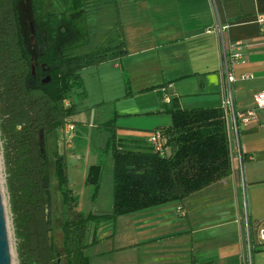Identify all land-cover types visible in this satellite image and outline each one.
Instances as JSON below:
<instances>
[{
  "label": "crops",
  "instance_id": "obj_1",
  "mask_svg": "<svg viewBox=\"0 0 264 264\" xmlns=\"http://www.w3.org/2000/svg\"><path fill=\"white\" fill-rule=\"evenodd\" d=\"M112 3L111 31L121 26L118 43L123 42L126 52L102 62L112 63L116 82L123 85L114 97V113L109 119L125 147L149 148L147 132L171 123L166 110L171 97L183 108L220 104V44L217 33L206 31L215 20L228 24L221 33L226 47L234 40L244 45L242 56L231 64L237 77L231 84L235 107L246 111L255 106L254 95L264 89V29L260 30L255 14L264 13V0H214V9L208 0ZM82 18L84 24L86 14ZM71 21L67 20L70 27ZM72 40L69 37L64 46L70 47ZM123 71L128 74L129 94ZM245 72L251 76L238 78ZM72 103L76 113L80 108ZM256 112L257 121L240 125L241 163L236 161L228 175L181 199L115 219L94 220L85 236L84 254L90 264H242L240 228L244 214L254 232L264 225V107H257ZM109 119L100 123L106 131L104 123ZM91 153L88 149L87 158H94L86 159L84 165L72 162L82 178L83 197L92 185L85 183L88 165L101 161L98 152ZM65 161L69 164V158ZM66 173L68 186L78 196V208L84 200L72 185L77 184L76 174L69 177L68 168ZM110 197L111 208L98 204L87 214L110 213L113 188ZM251 256L252 264H264V250L255 248Z\"/></svg>",
  "mask_w": 264,
  "mask_h": 264
},
{
  "label": "trees",
  "instance_id": "obj_2",
  "mask_svg": "<svg viewBox=\"0 0 264 264\" xmlns=\"http://www.w3.org/2000/svg\"><path fill=\"white\" fill-rule=\"evenodd\" d=\"M18 7V0H0V137L8 203L18 238L19 264H56L45 210L49 161L41 150L38 133L62 126L74 113V104L64 105L63 98L82 85L81 67L126 50L122 42L113 47L116 51L110 56H105L107 50L101 47L67 55L50 45L37 55L33 73V56ZM123 78L129 94L126 71ZM166 107L171 123L155 128L163 130L169 154L125 147L114 131L113 120L105 121L110 132L106 147L111 152L113 174L110 213L98 216L77 208L78 196L67 184L65 155L56 144L54 173L65 206L61 230L66 264H90L84 254L89 219H115L120 214L181 199L230 173L220 105L183 108L176 97H171ZM102 169L101 162L90 163L87 168L85 183L94 185L95 191Z\"/></svg>",
  "mask_w": 264,
  "mask_h": 264
},
{
  "label": "rangeland",
  "instance_id": "obj_3",
  "mask_svg": "<svg viewBox=\"0 0 264 264\" xmlns=\"http://www.w3.org/2000/svg\"><path fill=\"white\" fill-rule=\"evenodd\" d=\"M18 4L26 44L34 56L38 53L36 48L46 49L50 45L61 46L64 40L67 41V38L69 40V37L73 38L72 43H70L71 46H62L63 52L66 48L65 51H68V54H81L98 47L107 50L105 56H110L111 53L116 51V48L113 47L119 42L121 30L117 26L116 29L111 31L114 22L112 0H85L84 3L83 0H18ZM94 11L97 14L96 17ZM85 14L86 22L83 24L84 21L81 22V20H83L82 16L84 17ZM67 20H73L71 21V27L68 26ZM94 32L95 34L91 35ZM111 64L107 61L87 63L79 69L82 85L73 89L69 94L71 102L73 100L80 108L77 110L78 112L75 113L74 111L71 116L75 129L69 144L61 139L60 130L47 131L43 129L38 133L41 150L45 152L49 161L44 193L45 210L51 227V238L54 245L53 254L56 264H66L61 230L65 206L62 203L54 173V148L57 143L59 149L64 153L65 159L69 158V164L66 163V168H68L69 177L76 174L77 184L72 182V185L77 188V192L82 197V178L72 162L78 160L76 161L77 164L82 163L84 165L86 159L91 160L94 158L90 155L89 159L87 158L88 149L89 152L92 151V155L99 153L97 156L101 158L100 162L103 163V169L98 180L97 190L95 191L96 187L91 185L89 191L85 192L84 202L78 204V208L84 210L85 213L89 209V211H94V206L98 204L102 208H111L109 202L113 188L112 157L110 149L106 147L105 143L110 132L106 131L100 123L113 115L114 97L121 93L123 89V85L118 81L116 82V73L111 69ZM82 90L83 94H81ZM0 189L4 202L12 262L13 264H19L18 238L15 235L8 203L6 168L1 137ZM95 196H97L96 200L94 199ZM93 222H95L94 219H89L87 226L91 227Z\"/></svg>",
  "mask_w": 264,
  "mask_h": 264
},
{
  "label": "built area",
  "instance_id": "obj_4",
  "mask_svg": "<svg viewBox=\"0 0 264 264\" xmlns=\"http://www.w3.org/2000/svg\"><path fill=\"white\" fill-rule=\"evenodd\" d=\"M208 1L212 5V9H214V0ZM255 20L259 23L260 30H263L264 13H256ZM227 26L228 24H222L215 20L212 26L206 28V31L217 33L220 44L221 61L219 71L221 76V97L219 105L221 107L222 118L224 120L230 167L231 171H233L236 161L241 163L242 158L239 147L240 125L257 121L258 115L256 108L264 107V89L259 90L254 95V107H251L246 111H240L235 107L231 84L237 79V77L233 72L231 64L237 58L242 56V47L244 45L241 40H234L231 41L227 47L225 46L221 33ZM250 76V73L245 72L241 73L238 78L247 79ZM63 102L66 106L72 103L69 95L63 98ZM74 129V121L71 119L66 120V122L60 126V132L62 134L61 139H63L67 144L71 141ZM165 139L166 136L160 128H152L147 132V143L149 148L161 155L169 154L168 147L165 144ZM236 220L239 221V218ZM240 233L242 264H252V251L255 248L264 250V225L259 226L254 232L248 223L245 213Z\"/></svg>",
  "mask_w": 264,
  "mask_h": 264
},
{
  "label": "water",
  "instance_id": "obj_5",
  "mask_svg": "<svg viewBox=\"0 0 264 264\" xmlns=\"http://www.w3.org/2000/svg\"><path fill=\"white\" fill-rule=\"evenodd\" d=\"M33 67V65H32ZM49 242L51 240V229L47 231ZM0 264H13L12 253L10 250V243L8 238V228L6 222V215L4 209V202L0 189Z\"/></svg>",
  "mask_w": 264,
  "mask_h": 264
},
{
  "label": "flooded vegetation",
  "instance_id": "obj_6",
  "mask_svg": "<svg viewBox=\"0 0 264 264\" xmlns=\"http://www.w3.org/2000/svg\"><path fill=\"white\" fill-rule=\"evenodd\" d=\"M68 42V38H67V41H63V43L61 44V46H59V45H57V47L62 51V53H64V54H67V55H72V54H68V53H66V52H63V45L64 44H66ZM34 45H35V42H34ZM36 48V47H35ZM37 50H38V53L34 56L33 54H32V56H33V60H32V63H31V66L33 65V67H32V72L34 73L35 72V67L37 66V64H38V62H37V60H36V57H37V55L39 54V53H41V52H43L44 50L43 49H38V48H36ZM32 53V52H31ZM75 54H77V53H75ZM41 66H42V68L44 67V63H41Z\"/></svg>",
  "mask_w": 264,
  "mask_h": 264
}]
</instances>
